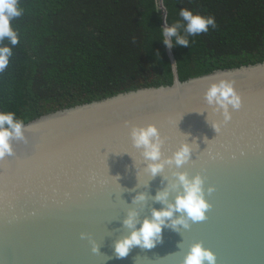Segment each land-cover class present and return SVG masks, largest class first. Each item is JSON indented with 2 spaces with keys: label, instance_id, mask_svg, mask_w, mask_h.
<instances>
[{
  "label": "water",
  "instance_id": "water-1",
  "mask_svg": "<svg viewBox=\"0 0 264 264\" xmlns=\"http://www.w3.org/2000/svg\"><path fill=\"white\" fill-rule=\"evenodd\" d=\"M167 52L172 84L118 93L25 123L31 128L27 140L13 141L14 155L0 164V264H182L195 242L215 253L216 264H264V62L181 81L171 48ZM220 78L235 82L242 107L218 134L211 124L222 116L207 105L204 92ZM148 124L168 137L164 157L187 142L190 161L154 178L145 173L130 131ZM173 171L204 178L207 218L179 232L164 228L153 249L137 246L117 258L114 243L130 231L122 223L128 210L137 209L142 220L161 208L153 197ZM209 186L215 189L211 194ZM138 192L148 197L142 205L133 203Z\"/></svg>",
  "mask_w": 264,
  "mask_h": 264
},
{
  "label": "trees",
  "instance_id": "trees-1",
  "mask_svg": "<svg viewBox=\"0 0 264 264\" xmlns=\"http://www.w3.org/2000/svg\"><path fill=\"white\" fill-rule=\"evenodd\" d=\"M19 4L23 15L11 22L19 43L0 73V111L14 112L24 123L118 93L172 84L162 32L164 21L169 26L183 23L182 8L213 16L216 26L188 36V47L171 48L181 81L264 62V0H161V4L19 0Z\"/></svg>",
  "mask_w": 264,
  "mask_h": 264
},
{
  "label": "clouds",
  "instance_id": "clouds-1",
  "mask_svg": "<svg viewBox=\"0 0 264 264\" xmlns=\"http://www.w3.org/2000/svg\"><path fill=\"white\" fill-rule=\"evenodd\" d=\"M24 9L20 7L19 0H0V73L9 66L13 55L12 47L19 43V35L12 27V21L23 15ZM182 21H177L171 26L163 27L161 41L168 48L175 45L189 46L188 36L206 33L209 27H215L213 16L194 14L191 10L182 8L179 12ZM181 29L183 33L181 34ZM174 38V42H173ZM7 41V43H4ZM235 82L228 78H220L207 86L204 92V100L211 106L214 112L220 113L222 120L211 125L219 134L222 126L232 118V111L242 107V96L235 88ZM31 128L26 127L22 119L16 117L14 112L0 111V160L14 155L13 141H26V132ZM132 145L141 150V155L146 161L143 171L152 178L161 175L165 168H181L189 162L192 156V145L183 142L172 155L164 157L162 146L164 138L155 124L146 126H133L130 131ZM168 184L158 190L153 199L163 205L161 208H152L151 215L139 219L137 209H129L123 219V225L129 229L128 235L118 239L114 243V252L117 258L127 257L133 247L141 249H153L162 242L164 228H170L179 232L181 228L189 229L191 223L204 221L206 212L211 204L205 198L204 178L198 173L189 176L184 171H173L172 179L164 176ZM214 187L209 186L207 193L214 192ZM175 193L173 200L169 197ZM148 199L147 194L138 192L133 197V203L142 205ZM139 225V227H137ZM81 238H86L81 233ZM92 251H98L93 243ZM182 264H216V255L202 242L192 243L184 255Z\"/></svg>",
  "mask_w": 264,
  "mask_h": 264
},
{
  "label": "snow or ice",
  "instance_id": "snow-or-ice-1",
  "mask_svg": "<svg viewBox=\"0 0 264 264\" xmlns=\"http://www.w3.org/2000/svg\"><path fill=\"white\" fill-rule=\"evenodd\" d=\"M193 111H195V109H193L191 112H193ZM170 123L175 124L174 121H170ZM165 139H168V137H165L164 140ZM115 153H119V152L118 151H115ZM6 163H7V159L6 158H4L3 160H0V164H6Z\"/></svg>",
  "mask_w": 264,
  "mask_h": 264
},
{
  "label": "rangeland",
  "instance_id": "rangeland-1",
  "mask_svg": "<svg viewBox=\"0 0 264 264\" xmlns=\"http://www.w3.org/2000/svg\"><path fill=\"white\" fill-rule=\"evenodd\" d=\"M160 4H161V0H160Z\"/></svg>",
  "mask_w": 264,
  "mask_h": 264
}]
</instances>
